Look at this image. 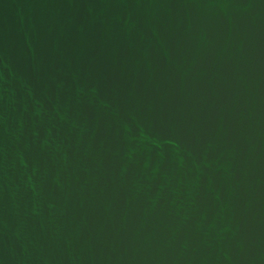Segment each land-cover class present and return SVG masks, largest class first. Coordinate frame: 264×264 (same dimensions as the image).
Here are the masks:
<instances>
[{"label":"water","instance_id":"95a60500","mask_svg":"<svg viewBox=\"0 0 264 264\" xmlns=\"http://www.w3.org/2000/svg\"><path fill=\"white\" fill-rule=\"evenodd\" d=\"M0 264H264V0H0Z\"/></svg>","mask_w":264,"mask_h":264}]
</instances>
